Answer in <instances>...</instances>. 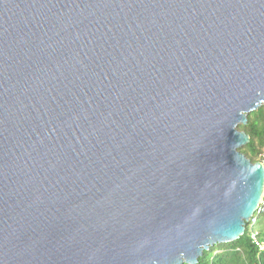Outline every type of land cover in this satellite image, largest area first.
I'll use <instances>...</instances> for the list:
<instances>
[{
	"label": "water",
	"instance_id": "95a60500",
	"mask_svg": "<svg viewBox=\"0 0 264 264\" xmlns=\"http://www.w3.org/2000/svg\"><path fill=\"white\" fill-rule=\"evenodd\" d=\"M264 0H0V264H193L264 169Z\"/></svg>",
	"mask_w": 264,
	"mask_h": 264
},
{
	"label": "trees",
	"instance_id": "16d2710c",
	"mask_svg": "<svg viewBox=\"0 0 264 264\" xmlns=\"http://www.w3.org/2000/svg\"><path fill=\"white\" fill-rule=\"evenodd\" d=\"M246 117V123L237 128L249 135V141L239 150L256 162L264 153V104ZM252 232H256L255 239L251 237ZM193 264H264V214L259 215L254 224L247 222L244 233L236 240L215 243L203 250Z\"/></svg>",
	"mask_w": 264,
	"mask_h": 264
},
{
	"label": "built area",
	"instance_id": "2783aa9c",
	"mask_svg": "<svg viewBox=\"0 0 264 264\" xmlns=\"http://www.w3.org/2000/svg\"><path fill=\"white\" fill-rule=\"evenodd\" d=\"M259 161L261 162L263 169H264V153L262 154ZM262 214H264V186H263L262 196L260 198L259 204L249 219V225L254 224L257 217ZM255 236H256V232H252L251 237L255 239Z\"/></svg>",
	"mask_w": 264,
	"mask_h": 264
}]
</instances>
